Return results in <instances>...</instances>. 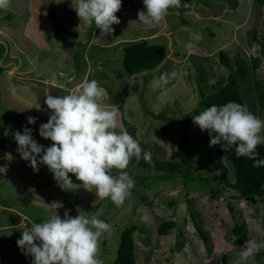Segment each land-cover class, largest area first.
<instances>
[{"label":"rangeland","instance_id":"obj_1","mask_svg":"<svg viewBox=\"0 0 264 264\" xmlns=\"http://www.w3.org/2000/svg\"><path fill=\"white\" fill-rule=\"evenodd\" d=\"M75 4L76 0H63L62 3H56L55 0H9L8 6L0 9V35L4 36L0 38V46L3 47L0 66L3 61L13 58V65L18 69L32 67L35 72L42 69L45 65L42 60L45 56L49 57V53L41 52L36 62L32 63L27 57L28 48L19 39L22 35H30L26 31L27 23L36 25L38 16L43 15L48 19L49 12H53L59 28L57 31L47 30L44 35L45 39L56 41L53 44L56 47L50 48L52 53L58 56L63 50L59 46L66 45L69 48L72 42L74 48L69 53L73 51V57L77 54L80 56L89 39L87 35L90 31L94 32L88 55L107 64H101L99 70L92 72L91 80L96 78L94 80L106 91L105 101L109 103V108L115 106L118 109V124L138 140L142 149L151 151V159L160 157L178 160L172 121L197 108L200 92H210L213 82L219 77H227L230 69L220 62L219 51L230 58L234 68L237 67V59H244L249 64L247 79L243 82L245 84L240 83L239 91L249 111L264 119V111L258 109L254 98L250 69V58L258 57L260 63L255 76L264 78V4L260 6L252 0H181L180 7L170 8L164 21L149 28L137 20L138 11L144 9L142 0H121V8L115 13L120 23L111 25L114 31L105 35L94 24L89 27L80 21L72 7ZM4 14L10 17L1 19ZM14 32L20 37H13ZM141 39L165 46L167 55L152 70L129 74L123 67L122 46ZM173 70L180 73V78L172 80L162 89L154 90L152 81ZM102 75L106 78H102ZM20 87V92L13 88L18 98L22 97V100L34 105L42 103L40 89L29 85L24 91V86ZM2 93L3 98H11L9 92L5 91H0V97ZM16 107L24 108V105L20 103ZM157 117L160 120L157 121ZM47 120L36 119L38 123L28 124L27 120L21 119L15 107H5V102L0 98V126L10 122V129L15 131L31 128L32 136L38 143L50 146V139L39 135V126ZM116 131L119 132L120 127ZM198 136L200 140L196 139ZM8 138L13 139L9 135ZM209 140L207 130L200 134L194 132L193 144L188 147L197 149L196 152L201 156L200 160H194V166L190 169L197 178L195 181L175 178L176 181L160 180L149 184L150 179H158L162 172L146 167L144 169L148 171L142 170L143 167L133 157L125 171L134 180L135 186L122 205L117 206L110 199H99L94 192L83 188L82 182L74 174L69 173L75 184L74 189L62 190L53 181L54 186L48 191L56 193L57 199L52 195L48 197V193L42 189L41 193L44 192V197H48L47 206L36 203L25 205L24 210L29 214L27 218L32 223L48 218V203L52 201L63 203V207L58 210L65 212L64 217L77 215V205L88 215H96L111 226L110 231L105 232L100 239V259L103 264L113 262L119 245V231L129 224L137 227L132 234L136 246V264H236L247 240L264 242V200L256 205H247L235 198L236 191L224 180V177L228 182L234 179L237 162L234 148L225 150L221 144L209 146ZM14 146L16 151L17 144ZM219 147L226 168L225 176L216 165ZM18 159L27 171H33L30 166L26 167L28 161L21 157ZM39 169L48 170L43 164L39 165ZM49 173L53 176L48 170L46 177H41V180L50 179ZM112 174L118 175L119 170L113 169ZM141 190L146 192L142 197ZM214 191L217 195L212 196ZM170 201L173 204L168 206ZM140 202L146 207L141 206ZM0 215V225L6 226L7 223H3L6 222V216ZM162 218L175 219L177 226L167 235L159 236L156 225ZM236 224L242 227V233L233 230ZM26 225L30 227L31 223H24L23 229ZM197 227L206 236L205 240L201 238ZM20 237L21 232L17 228H0V264H31L32 257L17 246L16 241ZM257 254H264V249ZM257 254L244 264H264V255L257 257Z\"/></svg>","mask_w":264,"mask_h":264},{"label":"clouds","instance_id":"obj_2","mask_svg":"<svg viewBox=\"0 0 264 264\" xmlns=\"http://www.w3.org/2000/svg\"><path fill=\"white\" fill-rule=\"evenodd\" d=\"M142 2L144 9L138 11L137 20L149 28L160 24L170 8L181 4V0ZM8 3L9 0H0V9L6 8ZM72 7L80 21L89 27L94 24L103 35L111 34L114 31L111 25L120 23L115 13L121 8V0H76ZM179 78L180 73L173 70L154 79L152 87L162 89ZM106 96L98 81L88 79L67 95L48 94L44 103L50 110L49 116L47 122L39 126V135L50 139V146L38 143L28 127L14 132L13 138L16 151L33 171L38 172L39 165H46L62 190L74 189L71 173L96 197L110 199L120 206L135 186L125 169L133 157L139 161L142 153L143 159L151 163V151L142 149L138 140L118 124V109L105 106ZM36 108L41 110L40 105ZM36 119L28 117V124H35ZM192 122L201 131H208L209 146L221 144L225 150L235 146L237 158L253 160V167L264 166V159H258L256 151L258 145L264 144V119L254 115L246 105L236 102L212 105L193 115ZM7 159L11 160V155ZM6 167L0 165V173L7 174ZM113 169L119 170V174L113 175ZM48 205V218L33 222L30 227L26 225L16 241L17 246L32 257L31 264H103L100 239L111 226L96 215H88L79 205L77 215L64 218L57 211L63 207L62 202L52 201ZM261 249L264 242L247 240L236 264H244Z\"/></svg>","mask_w":264,"mask_h":264},{"label":"trees","instance_id":"obj_3","mask_svg":"<svg viewBox=\"0 0 264 264\" xmlns=\"http://www.w3.org/2000/svg\"><path fill=\"white\" fill-rule=\"evenodd\" d=\"M228 1V0H227ZM232 1V0H229ZM258 3L260 6L264 4V0H252ZM233 4V2H232ZM51 17L53 13L50 12ZM10 17L9 14H4L1 19ZM93 28H91L92 30ZM0 59L3 54V47L0 46ZM123 50V67L129 74L140 73L142 71L152 70L157 65H159L166 57V47L157 44L149 43L147 39L129 41L126 45L122 46ZM220 62L227 67L229 74L227 77H219L215 82H213L210 87L211 91L208 93L200 92L201 97L199 98V104L190 113L180 117L177 120H173L174 123V135L177 141V154L178 160L172 161L162 158L151 159V163H147L143 158H141L137 164H139L142 170L145 167L148 169H156L162 172L158 179H150L149 184L156 183L160 180H170L176 181L175 178H182L185 180L195 181L196 176L192 175L190 172L191 167L194 166V160L201 159V156L197 149L188 148L193 144V134L194 132L201 133L200 128L194 125L192 122V116L199 114L205 108L212 105L222 106L228 102H236L244 105V99L239 91L240 83L245 82L247 79V74L249 71V64L245 62L244 59H237V67H232L230 63V58L225 57L222 51L218 52ZM75 59H79V55H75ZM251 59V72H252V86L254 90V98L256 99V104L260 111H264V78L259 79L255 76V71L258 69L260 59L253 56ZM80 61V59H79ZM76 66L78 64L76 63ZM2 67L0 66V73ZM245 84V83H243ZM160 120L157 117V121ZM200 136V135H199ZM198 138L196 139H199ZM4 129L0 127V155L3 154L5 150V139H4ZM200 140V139H199ZM199 140H194L199 141ZM235 151V146H233ZM164 150V149H163ZM258 153V159H264V144L258 145L256 149ZM165 152V150H164ZM164 154V153H163ZM160 154V155H163ZM221 148H217V162L216 165L222 169L224 176L226 175V168L221 160ZM254 161L248 159L247 157L237 158L236 166L234 169V179L233 182H228L224 177V180L228 183V186L236 191L235 198L244 201L247 205H256L264 200V166L253 167ZM140 169V170H141ZM164 173V174H163ZM181 176V177H179ZM142 187V186H140ZM135 193L137 191L135 190ZM144 190L140 191L141 197L145 195ZM212 196L217 195V192H212ZM141 206L144 204L141 203ZM173 203L170 201L167 205L171 206ZM98 205V204H97ZM146 207V205H144ZM58 214L64 218L65 212L59 211ZM67 217V216H65ZM177 221L170 218H162L158 221L156 225V233L159 236L167 235L169 231L176 228ZM135 224H129L120 230L119 245L117 247L116 256L111 264H136V246L132 234L136 230ZM199 230V228L197 227ZM233 230L237 233H242V227L237 225L234 226ZM200 236L205 240L206 236L199 230ZM263 236H264V226H263ZM243 243L240 244V246ZM24 252V251H22ZM264 254H257V257H261ZM264 261V260H263Z\"/></svg>","mask_w":264,"mask_h":264},{"label":"crops","instance_id":"obj_4","mask_svg":"<svg viewBox=\"0 0 264 264\" xmlns=\"http://www.w3.org/2000/svg\"><path fill=\"white\" fill-rule=\"evenodd\" d=\"M39 15H41V13H39ZM53 16L54 18L51 17L49 12L48 19L47 17L45 18L41 15L36 18L38 22L36 25L27 23L25 25L27 28L26 31H29L30 33L27 37L24 35L20 37L18 33H12V35H15L13 37H20L19 42L22 44L24 43L23 46L28 48L26 51L28 52L27 57L30 58V62H36V57H40L39 54L41 52L43 53V51H47L49 53V57L45 56L42 60V63L45 64L42 69L37 72H35L32 67L28 69L27 67L18 69L13 65V58H10L5 62L3 61V66L1 65L2 71L0 73V91L9 92L11 98H3L2 96L4 93L1 94L0 98L5 102V107L10 109L15 107L19 115H21L22 120H27L28 117H36L42 121L48 119L50 110L47 109V106L44 103L46 95L51 94L53 96H64L75 91L82 81L85 79L91 80L93 78H91L92 72L99 70L101 64H107L106 61L102 63L100 59L88 55V46L90 40L92 41L94 34L92 31H90L87 35L89 39L84 45V48H82V54L79 56L80 61L79 59H75V56L73 57L71 55L73 51L69 53V50L74 48L72 42L69 48H67L66 45H60V49L63 50L58 56H54L50 48L56 47L53 46L56 41H49L44 37L47 30L49 31L54 29L57 31V28H59V23L55 18L54 13ZM24 31L25 29H23V32ZM56 34L59 35L58 32H56ZM2 37L4 36L0 35V38ZM65 49H67V52ZM75 54L77 53H74V55ZM48 59L49 61H47ZM76 63L78 66L75 65ZM102 78H106L105 75H102ZM29 85H33L36 89H40L42 91V103L38 104L40 105L41 110L36 108L38 105L30 104L28 101L24 99L22 100V97L18 98V93L13 91V88H16L20 92V86H24L23 88L25 91L28 89ZM20 103L24 105V108L16 107V105ZM104 103L105 106L109 108V103L106 101ZM10 126V122H8V125L5 122L3 126H0L4 129L5 137V150L3 154L0 155V165H6L7 171L10 170L7 174L0 173V214H4L7 218L6 220L2 219V221H6L3 223H7V225H0V228H17L21 232L23 231L24 223H32L27 218L29 214L27 210H24V206H29L34 203L44 204L47 206V198L50 195H56V193L51 194V192L48 191L49 188L54 186L53 181L55 180L50 173V179L46 178L45 181L41 180V177H46V173H48L49 169H39L38 172L31 170L27 171V168L19 162L18 158H20V155L14 150L16 142L14 138L12 140L8 138V135L13 137L12 134L16 132L14 129H10ZM45 144L46 143H43V145L47 147ZM9 155L12 157L11 160L7 159L9 158ZM28 166L29 164L26 167ZM42 189H45L48 193V197H44V192L41 193ZM55 199H57L56 196Z\"/></svg>","mask_w":264,"mask_h":264},{"label":"built area","instance_id":"obj_5","mask_svg":"<svg viewBox=\"0 0 264 264\" xmlns=\"http://www.w3.org/2000/svg\"><path fill=\"white\" fill-rule=\"evenodd\" d=\"M7 168V167H6Z\"/></svg>","mask_w":264,"mask_h":264}]
</instances>
